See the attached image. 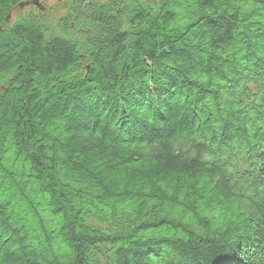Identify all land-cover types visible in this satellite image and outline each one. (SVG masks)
Here are the masks:
<instances>
[{"label":"trees","instance_id":"obj_1","mask_svg":"<svg viewBox=\"0 0 264 264\" xmlns=\"http://www.w3.org/2000/svg\"><path fill=\"white\" fill-rule=\"evenodd\" d=\"M41 1L0 0V264H264V0L8 26Z\"/></svg>","mask_w":264,"mask_h":264},{"label":"rangeland","instance_id":"obj_2","mask_svg":"<svg viewBox=\"0 0 264 264\" xmlns=\"http://www.w3.org/2000/svg\"><path fill=\"white\" fill-rule=\"evenodd\" d=\"M60 0H44L40 2L41 8H34L32 5L23 6L22 8H14L10 12L8 18V26L14 24L17 20L28 16H42L49 20L59 18L63 11L60 7ZM156 2V0H147Z\"/></svg>","mask_w":264,"mask_h":264},{"label":"water","instance_id":"obj_3","mask_svg":"<svg viewBox=\"0 0 264 264\" xmlns=\"http://www.w3.org/2000/svg\"><path fill=\"white\" fill-rule=\"evenodd\" d=\"M22 6H20V8H21Z\"/></svg>","mask_w":264,"mask_h":264}]
</instances>
